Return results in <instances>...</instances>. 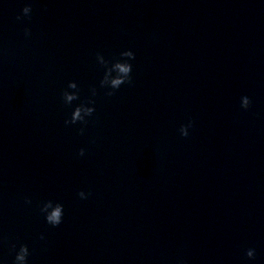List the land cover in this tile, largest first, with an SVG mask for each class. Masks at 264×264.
<instances>
[{
  "label": "clouds",
  "instance_id": "9594fccd",
  "mask_svg": "<svg viewBox=\"0 0 264 264\" xmlns=\"http://www.w3.org/2000/svg\"><path fill=\"white\" fill-rule=\"evenodd\" d=\"M31 13V4H26L21 10V15H18L16 19L19 21L25 17L30 18ZM30 35L31 30L26 28L25 36L28 37ZM133 60H135V53L130 49L121 51L118 57H114L111 60L106 59L100 52L96 53V61L104 69L103 77L99 81V87L106 89V96H114L122 85H131L133 83V65L131 63ZM90 91L91 97L86 101H81L72 109L70 117L64 121L65 126L76 125L78 123L85 126L88 124V118L92 117L96 111V101L93 97L97 95V88L92 87ZM61 97L64 105L67 107H71L74 101L80 100V89L77 82L69 81L67 88L62 90ZM251 103V98L247 95H243L240 98V106L244 110L249 109ZM193 124L194 122L191 119L186 124H181L178 129L180 135L187 138L189 136V129L193 127ZM79 133H84V127L79 129ZM77 155L83 157L85 155V149L80 148ZM77 195L81 200H85L91 195V193H86L81 190ZM25 203L31 204V200L26 198ZM39 210L44 216L46 223L53 228L58 227L63 222L64 205L58 201H44ZM40 239H44V236L41 235ZM12 250L15 252L13 264H28V257L31 253L27 244H20L18 248L13 244ZM245 256L249 261L255 260L256 250L254 248H248L245 251ZM177 264H187V262L184 259H180Z\"/></svg>",
  "mask_w": 264,
  "mask_h": 264
}]
</instances>
